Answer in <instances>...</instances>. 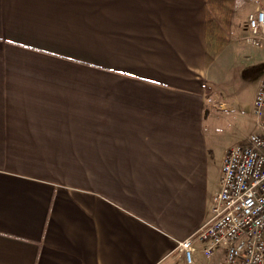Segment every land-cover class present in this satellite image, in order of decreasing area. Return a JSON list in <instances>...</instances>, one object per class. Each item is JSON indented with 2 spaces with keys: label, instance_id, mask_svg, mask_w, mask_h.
Wrapping results in <instances>:
<instances>
[{
  "label": "crops",
  "instance_id": "1",
  "mask_svg": "<svg viewBox=\"0 0 264 264\" xmlns=\"http://www.w3.org/2000/svg\"><path fill=\"white\" fill-rule=\"evenodd\" d=\"M245 3L0 0V264H185L227 151L215 171L208 73Z\"/></svg>",
  "mask_w": 264,
  "mask_h": 264
},
{
  "label": "built area",
  "instance_id": "2",
  "mask_svg": "<svg viewBox=\"0 0 264 264\" xmlns=\"http://www.w3.org/2000/svg\"><path fill=\"white\" fill-rule=\"evenodd\" d=\"M246 29L248 43L264 45L263 9L247 15ZM253 114L258 131L223 156L211 219L178 244L185 264H193V243L201 244L203 257L215 264H264V78Z\"/></svg>",
  "mask_w": 264,
  "mask_h": 264
},
{
  "label": "rangeland",
  "instance_id": "3",
  "mask_svg": "<svg viewBox=\"0 0 264 264\" xmlns=\"http://www.w3.org/2000/svg\"><path fill=\"white\" fill-rule=\"evenodd\" d=\"M245 2L238 12L241 18L239 36L229 43L208 73L209 91L205 99L214 109L209 110L205 125L211 166L215 171L226 150L243 144L251 132L258 131L253 102L264 78V45L253 46L245 36L246 16L258 8L264 9V0ZM192 257L194 261V254Z\"/></svg>",
  "mask_w": 264,
  "mask_h": 264
},
{
  "label": "trees",
  "instance_id": "4",
  "mask_svg": "<svg viewBox=\"0 0 264 264\" xmlns=\"http://www.w3.org/2000/svg\"><path fill=\"white\" fill-rule=\"evenodd\" d=\"M263 239H264V231H263Z\"/></svg>",
  "mask_w": 264,
  "mask_h": 264
}]
</instances>
